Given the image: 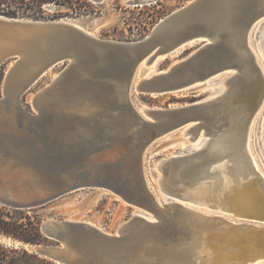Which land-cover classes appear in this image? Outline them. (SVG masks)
<instances>
[{
	"label": "water",
	"instance_id": "1",
	"mask_svg": "<svg viewBox=\"0 0 264 264\" xmlns=\"http://www.w3.org/2000/svg\"><path fill=\"white\" fill-rule=\"evenodd\" d=\"M152 1L128 0L136 6ZM263 24L264 0H191L136 41L101 38L73 21L0 14V66L15 58L1 101L14 102L17 115L20 97L67 62L35 94L38 114L27 121L28 133L0 123V203L34 208L91 186L136 208L114 232L49 216L41 230L59 244L32 249L59 264H243L250 254L264 256V223L256 224L248 209L240 212L243 205L253 209L249 199L264 204V172L249 146L264 104V40L255 37ZM194 41L203 43L136 80L143 64ZM228 72L227 88L211 98L143 110L132 100L133 89H193ZM16 121L19 128L26 124ZM182 128L193 141L202 134L201 141L148 173L149 145ZM200 186L205 200L197 198ZM211 243L219 254L210 253Z\"/></svg>",
	"mask_w": 264,
	"mask_h": 264
},
{
	"label": "rangeland",
	"instance_id": "2",
	"mask_svg": "<svg viewBox=\"0 0 264 264\" xmlns=\"http://www.w3.org/2000/svg\"><path fill=\"white\" fill-rule=\"evenodd\" d=\"M89 1H91L94 9V12L90 14H77L72 11V9L65 6L47 3L44 5V12L41 14V16H43L42 19L69 20L88 27L101 38L119 41H136L148 35L159 20L188 4L191 0H155L139 5L138 7L134 4H130L128 0H106L103 3L94 2L93 0ZM255 37L258 41L264 40V24ZM202 43L203 41L190 42L169 54L167 57L159 58L154 65V70H165L168 66L177 63L181 58L198 48ZM14 60V57L10 58L0 66V109L7 104L1 101V99L4 98L3 81ZM66 64L67 62L62 63L47 71L20 97L18 106L21 109L23 120L22 115L17 114L15 115L16 120L19 119V121H25L26 123L31 116L38 114V110L33 105V97L46 87L63 70ZM140 74L141 73L138 72L136 80L140 78ZM219 85L220 83L213 79V81L206 86L201 85L193 89L173 91L164 94L139 93L133 89L132 100L138 109L143 107L183 106L189 102L201 100L215 93ZM12 108H14V106ZM182 130L176 129L174 132L172 131L156 139L149 145L145 157V165L148 173L151 175L155 173V166L160 160L186 151L191 145L200 142L203 137L201 134L197 141H193L191 132L185 134L184 131L182 133ZM250 133L249 146L251 153L259 169L264 172V164L262 163L264 154L262 151V142H260V138H262L264 146V104L253 121ZM188 138H190V141H185ZM151 175L149 177H151ZM203 195L205 196V192H203ZM25 209H27L30 214L39 215L41 223L47 217L54 216L58 219L90 221L105 231L114 232L134 213L136 208L134 205L122 200L110 190L102 187L89 186L74 189L42 206ZM251 219L259 225L264 223L262 214L256 212L252 213ZM9 239L11 238H6L3 241L7 242L8 245L24 246L28 249V243L15 241L13 239L12 242H10ZM19 242H21V244H19ZM53 242L56 241L53 240ZM38 245L44 246L43 244ZM55 245L58 244L55 243L47 246ZM255 247H260V244L255 245ZM28 250L31 253L36 252L39 254L34 249L30 248ZM39 256L42 255L39 254ZM247 258V260H244L243 264H264V256L256 257L253 253L248 255ZM37 262L35 258L30 256L19 255L18 259L14 261V264H37ZM10 264H13V262Z\"/></svg>",
	"mask_w": 264,
	"mask_h": 264
},
{
	"label": "trees",
	"instance_id": "3",
	"mask_svg": "<svg viewBox=\"0 0 264 264\" xmlns=\"http://www.w3.org/2000/svg\"><path fill=\"white\" fill-rule=\"evenodd\" d=\"M55 3L72 9L77 14H90L94 12L89 0H0V14L13 17H31L42 19L44 5ZM138 7V6H137ZM41 219L37 214H30L25 208H16L0 204V236L22 241L29 245L59 244L53 242L41 230ZM19 255L35 258L37 264H59L58 262L30 252L24 246L8 245L0 241V264H10L16 261Z\"/></svg>",
	"mask_w": 264,
	"mask_h": 264
},
{
	"label": "bare ground",
	"instance_id": "4",
	"mask_svg": "<svg viewBox=\"0 0 264 264\" xmlns=\"http://www.w3.org/2000/svg\"><path fill=\"white\" fill-rule=\"evenodd\" d=\"M106 1V0H105ZM95 2V1H94ZM62 20V19H61ZM67 21H69V20H67ZM93 32V31H92ZM106 39V38H105ZM117 41H119V40H117ZM161 57H165V56H161ZM157 61H155V62H153L151 65H145V64H143L142 65V67L140 68V73L142 74L143 73V75H144V77H146V76H148V75H151V74H153L156 70H154V65H155V63H156ZM232 73L233 72H228V73H226V74H223V75H220L217 79H214V81H217V82H219L220 83V85H219V87H218V90L215 92V93H212L211 95H209V96H207L206 98H211V97H213V96H215V95H217V94H220V93H222L226 88H227V86H226V83H225V81H226V79L230 76V75H232ZM58 76V75H57ZM56 76V77H57ZM211 81H213V79H211L210 81H208V83L207 84H209V83H211ZM206 84V85H207ZM206 85H204V86H206ZM198 86H201V84H197L196 85V87H198ZM34 98V97H33ZM11 104H8V106L7 105H4L1 109H0V123H1V121H4V122H7V120L9 121V122H7V123H11V127H10V132H21V133H28L29 131H28V128H27V122H26V124H25V126L23 127V128H19L18 127V124H17V121H16V117H15V115L17 114V111L15 110V108H12L13 106H14V102H10ZM11 108H12V110H11ZM144 108V107H143ZM143 108H141L140 110H143ZM10 109V110H9ZM3 111V112H2ZM183 129V130H182ZM182 129H180V130H182V133H183V131H184V133L185 134H188V133H190L189 131H187L186 129L187 128H182ZM192 138V137H191ZM185 141H190V138H188V139H186ZM201 141V140H200ZM190 145V144H189ZM189 148V147H188ZM251 151V150H250ZM254 159V158H253ZM157 179L158 178H156V181H157ZM155 185H158L157 184V182L155 183ZM203 192H205V189H203V186H200V187H197V195L199 196V197H197V198H199L200 200H205V196L203 195ZM255 199V200H254ZM253 200L252 199H249L248 201H249V203L251 202L252 204H253V209L251 208V209H249L248 207L247 208H245V207H241V209H240V212L243 214V213H246V212H248L247 211V209L248 210H250V212H262V213H264V204L262 203V202H260V201H258V200H256V198H254ZM246 203H247V200H246ZM245 203V204H246ZM248 205V204H247ZM209 246V251H210V253H212V254H214V252H216L217 253V251H213V250H215V248L216 247H214V244L213 243H211V244H209V245H207V247ZM28 247L29 248H31L32 249V246H30V245H28ZM217 254H219V252L217 253Z\"/></svg>",
	"mask_w": 264,
	"mask_h": 264
}]
</instances>
